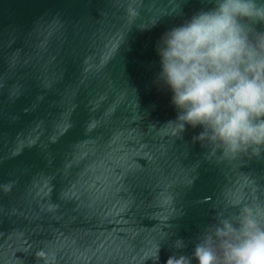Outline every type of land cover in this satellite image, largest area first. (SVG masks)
<instances>
[{
    "label": "water",
    "instance_id": "water-1",
    "mask_svg": "<svg viewBox=\"0 0 264 264\" xmlns=\"http://www.w3.org/2000/svg\"><path fill=\"white\" fill-rule=\"evenodd\" d=\"M202 2L0 0V264H151L224 193L264 199V158H207L152 85L153 41Z\"/></svg>",
    "mask_w": 264,
    "mask_h": 264
},
{
    "label": "clouds",
    "instance_id": "clouds-1",
    "mask_svg": "<svg viewBox=\"0 0 264 264\" xmlns=\"http://www.w3.org/2000/svg\"><path fill=\"white\" fill-rule=\"evenodd\" d=\"M177 7L170 14L176 22L152 43V85L167 93L174 112L168 127L173 135L194 130L192 142L218 162L264 158V0H203L189 13ZM148 258L264 264V199L224 193L190 248L182 236L165 233Z\"/></svg>",
    "mask_w": 264,
    "mask_h": 264
}]
</instances>
